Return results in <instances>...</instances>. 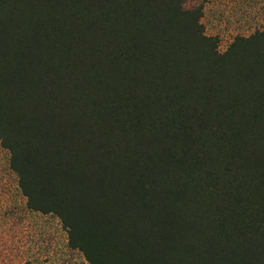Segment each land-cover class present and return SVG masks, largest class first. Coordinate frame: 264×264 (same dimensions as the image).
<instances>
[{
    "label": "trees",
    "instance_id": "16d2710c",
    "mask_svg": "<svg viewBox=\"0 0 264 264\" xmlns=\"http://www.w3.org/2000/svg\"><path fill=\"white\" fill-rule=\"evenodd\" d=\"M187 1L0 0V147L87 264H264V30Z\"/></svg>",
    "mask_w": 264,
    "mask_h": 264
},
{
    "label": "rangeland",
    "instance_id": "374dc122",
    "mask_svg": "<svg viewBox=\"0 0 264 264\" xmlns=\"http://www.w3.org/2000/svg\"><path fill=\"white\" fill-rule=\"evenodd\" d=\"M184 7L202 10L207 36L223 53L236 36L264 30V0H188ZM8 154L0 147V264H87L67 244V234L52 215L29 211Z\"/></svg>",
    "mask_w": 264,
    "mask_h": 264
}]
</instances>
